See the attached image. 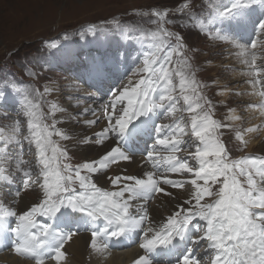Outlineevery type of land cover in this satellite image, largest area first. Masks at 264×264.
<instances>
[{
	"label": "snow or ice",
	"instance_id": "1",
	"mask_svg": "<svg viewBox=\"0 0 264 264\" xmlns=\"http://www.w3.org/2000/svg\"><path fill=\"white\" fill-rule=\"evenodd\" d=\"M204 5L200 13L192 0L173 10H133V16L151 17L147 23L154 27L147 30L117 17L82 25V40L100 36L105 42L91 55L66 57L76 63L65 95L76 101L73 108L90 102L79 112L61 115L69 110L46 99L56 88L41 91L15 77L4 83L0 105L11 96L16 115L0 124V251L34 264H66L65 245L86 231L91 255L139 238L145 254L133 264H153L151 257L159 252L175 257L174 264H264V156L232 158L223 139L232 125L214 118L217 105L203 92L209 85L197 78L200 68L192 65L184 36L174 30L193 27L237 49L234 55L246 66L241 74L259 88L253 93L259 103L245 110L264 117V65L257 63L264 59V0H204ZM69 39L64 33L62 40ZM42 43L49 53L62 46L60 39ZM26 75L39 78L31 70ZM235 111L229 108L225 119L241 120ZM89 115L93 119L82 120ZM4 118L9 119L6 113ZM101 118L104 127L77 138L78 146L107 145L106 151L73 165L74 147L66 143L73 136L59 125L90 128ZM260 127L236 131V150L247 147L245 133ZM137 154L146 169L142 174L124 168L107 175ZM98 175L110 189L98 185ZM174 190L187 198L179 199ZM29 191L37 193V202L22 211L12 207ZM6 197H11L7 203ZM154 201L165 207V215H152Z\"/></svg>",
	"mask_w": 264,
	"mask_h": 264
},
{
	"label": "rangeland",
	"instance_id": "2",
	"mask_svg": "<svg viewBox=\"0 0 264 264\" xmlns=\"http://www.w3.org/2000/svg\"><path fill=\"white\" fill-rule=\"evenodd\" d=\"M182 2L183 0H0V88H3L4 83L12 80L13 77L17 80H23L25 83H31L33 86L40 88L41 91L44 86L53 87L57 89V92L46 97V99L48 101L55 100L64 108H73L72 105L76 101L67 98L65 93L69 91V81L66 78L70 76L69 73L75 68L76 61L66 60V57L71 55L80 58L84 55H91L99 51L102 43L105 42L104 38L100 36L85 37L82 40L80 38L82 25L99 22L105 18L117 17L122 23L139 24L141 28L147 30L154 27L147 23V20H150L151 17L133 16V10H149L152 8L173 10ZM192 3L195 11L200 13L204 0H192ZM204 9H206V5H204ZM170 18L175 19L176 17L170 16ZM174 30L181 32L184 36L189 49L186 54L192 58V65L200 68V71L196 73L197 78L209 85V87L203 89V92L211 98L213 104L217 105L214 118L232 125V130H225L223 137L231 151L232 158H238L246 154H261L264 156L263 151L258 153L259 151H256V149H253L254 151L247 149L249 143L243 151L236 150L238 146V141L234 139L236 131L243 132L244 129L260 125L259 131L245 133L244 135L246 137L247 134H254L256 141H260L262 135H264V132L263 134L260 132L263 128V121L260 124L254 122V114L258 116L259 111L245 110L246 105L258 104L260 99L257 102L253 100L255 97L254 92L250 90V85L246 82L250 77L241 74L245 71L246 66L240 63L238 56L234 55L238 50L223 42L208 39L193 27ZM64 33L69 34L70 39L68 41L62 40ZM55 39H60L62 46L58 50L49 53L43 47L42 42ZM148 46L151 47V45ZM87 49H89L88 52H84ZM192 50L197 51L193 52ZM9 53H15V55H9ZM257 63L264 65V59L258 58ZM29 70L37 72L39 78L32 79L28 77L26 72ZM61 89H63V92L60 91ZM221 90L228 91V97L224 98V94L217 95V92ZM249 90L251 93L247 95ZM254 90L258 91L259 88ZM236 92L243 93V95H235ZM79 95H83V92ZM252 95L254 96L250 100L252 102L247 100L246 102V97ZM221 101L226 102V106L220 105ZM88 103H82L80 109L87 107ZM229 108H234L237 111H235V115L241 116L242 119L236 121L226 120L225 117L229 115ZM42 111L48 112L47 103L43 104ZM5 113L9 119L4 118ZM15 115V101L9 96L0 105V124H9L10 119H14ZM47 122L51 123L50 120ZM161 122L167 123L168 121L162 120ZM102 123L105 122L101 118L94 127L97 129ZM54 139L58 140L59 138L54 137ZM61 143L65 142L61 141ZM71 156L73 157L71 160L73 165L83 163L85 160H92V157L84 159L75 147L71 152ZM98 185L100 186V184ZM9 200H11V197H6L5 203ZM33 202H37V193L29 191L23 194L20 201L12 207L16 208L17 211H22L30 207ZM90 239L89 234H82L74 236L65 245L68 264H85L88 258L86 254L90 250L88 248ZM133 248L108 251V257L114 256L123 259L125 254ZM0 264H34V262L17 257L8 250L0 251Z\"/></svg>",
	"mask_w": 264,
	"mask_h": 264
},
{
	"label": "bare ground",
	"instance_id": "3",
	"mask_svg": "<svg viewBox=\"0 0 264 264\" xmlns=\"http://www.w3.org/2000/svg\"><path fill=\"white\" fill-rule=\"evenodd\" d=\"M236 87H238V86H236ZM250 90L252 92L255 91L251 86H250ZM250 90L248 91L247 95L249 93H251ZM227 93H228V91H225L224 98L228 97ZM254 96L253 95L250 96V97L247 96L245 101L247 100L249 102L252 97H254L256 99L255 100L253 98V100L256 101V102H257L258 99H260V98H257V95L254 94ZM254 101H253V103H255ZM250 102H252V101H250ZM67 109L69 110V113L67 115H70L72 112H79V111L82 110L80 108H67ZM254 117H255L254 122H256V123L260 124V122L263 121L262 127L264 128V117H262L260 115V113H259L258 116H257V114H254ZM83 119H93V117L91 115H89V116H86V117H82V120ZM104 124L105 123H102L97 129L94 126L89 128V127L83 126L82 123L81 124H77V123H74V122L60 124L59 127L62 128V129L68 130L72 134L73 139H71V140L66 142L69 145V147H75L76 151L84 159H88L89 157H92V160H93V159H98L100 156H102L104 154V152L107 149V145H105L103 147H97L94 144L85 145V146H78V139L77 138H82L84 135H91L94 132L100 131L104 127ZM263 128L260 130V132L262 134L264 132ZM254 136H255L254 134H247L246 135L245 140H247L248 143H249L247 149H250V151H252L253 149H256V151H259L258 153H261V151L264 152V135H262V138L260 139V141L259 140L256 141ZM140 160H141V157L138 156V157H135V160L132 163L121 164L119 168L116 167V166H112L110 168V170L108 171L107 175H118V174H121V170L124 169V168L127 169V174L140 175V174L143 173V171L146 170V169H142L139 166L140 165ZM96 179H97V183L100 184V186H102V188H104V189H110L111 188L110 182L108 180H106L104 178V176L98 175L96 177ZM174 191L177 192V196L179 197V199L182 200L184 198H187V194L183 190H174ZM159 203H160L159 201H154V202H152L149 205L152 215L156 216L157 218L165 215V207H158ZM140 255H143V254L137 248H133L130 252H127L123 259L116 258L114 256L113 257H108V252L106 254H104V255H91L90 254V250H88V252L86 254V257H88V258L86 259L85 264H133V262ZM45 264H55V262H53L52 260H49V261L47 260L45 262ZM66 264H68L67 261H66Z\"/></svg>",
	"mask_w": 264,
	"mask_h": 264
}]
</instances>
